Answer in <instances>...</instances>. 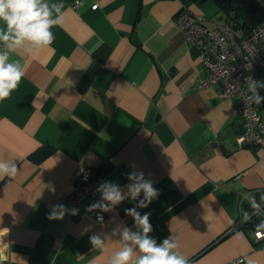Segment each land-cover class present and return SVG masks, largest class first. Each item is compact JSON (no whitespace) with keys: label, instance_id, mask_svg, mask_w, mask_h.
Segmentation results:
<instances>
[{"label":"crops","instance_id":"0c3cea01","mask_svg":"<svg viewBox=\"0 0 264 264\" xmlns=\"http://www.w3.org/2000/svg\"><path fill=\"white\" fill-rule=\"evenodd\" d=\"M44 2L52 19L59 15L54 5L64 14L51 28V45L25 41L9 50L0 42V52L25 72L0 101V162L18 167L14 178L0 177L4 264H111L126 245L134 264L143 253L120 230H139L126 213L136 201L121 202L103 223L86 206L48 218L53 205L71 209L68 198L84 173L124 188L133 171H143L160 191L137 209L151 212L149 235L157 244L173 235V251L189 264H264V241L237 226L251 212L243 194L264 203V141L237 147L244 125L234 99L199 86L207 76L201 49L176 25L185 8L210 26L227 21L215 3ZM93 234L102 247L90 244Z\"/></svg>","mask_w":264,"mask_h":264},{"label":"clouds","instance_id":"9594fccd","mask_svg":"<svg viewBox=\"0 0 264 264\" xmlns=\"http://www.w3.org/2000/svg\"><path fill=\"white\" fill-rule=\"evenodd\" d=\"M53 7L59 13L56 19L51 18L52 11L44 0H0V42L5 43L9 50L22 46L25 41L32 42L38 48L51 45L54 40L51 28L62 24L64 19L61 8L55 5ZM24 76L25 72L19 61L9 62L8 51L0 52V101L11 95ZM259 89H264V79L252 78L248 85V90L252 93L249 101L257 105L264 103V96L259 94ZM17 170L15 161H12L11 165L0 162V177L14 178ZM127 176L130 182L124 188L111 180L100 183L96 191L102 194V198L90 205L88 210L115 211L125 200L136 201L134 207L126 209V213L134 218L135 226L139 230L131 231L127 226L120 230L122 239L138 246V250L143 253L134 264H189L188 259L173 251L178 247L173 235L170 234L162 243L157 244L149 235L153 231L150 223L151 212L141 215L137 210L147 208L153 200L159 198L160 191L154 187V181L146 179L143 171H133ZM141 193L143 198L138 199ZM69 213L76 215L78 209H69L63 204H56L52 206L48 218L63 219ZM97 219L102 220L103 217L98 214ZM257 227L264 228V223ZM89 241L93 247L103 246V239L99 234L91 235ZM132 256V246L126 245L117 253L111 264H128ZM5 259L6 257L0 256V264H4Z\"/></svg>","mask_w":264,"mask_h":264},{"label":"built area","instance_id":"2783aa9c","mask_svg":"<svg viewBox=\"0 0 264 264\" xmlns=\"http://www.w3.org/2000/svg\"><path fill=\"white\" fill-rule=\"evenodd\" d=\"M80 5L81 1H78L74 7ZM97 7L96 4L92 8ZM176 25L190 46L201 49L207 76L199 86H215L221 96L234 99V114L242 117L244 125V132L235 140L237 147L260 146L264 141V119L261 114L264 103L257 105L249 101L252 93L248 85L252 78L264 79V23L250 34L243 35L233 21H218L210 26L204 17L185 8L178 15ZM259 94L264 96V89H259ZM105 180L102 175L84 173L68 198L69 206H86L89 209L90 205L102 198L96 188ZM241 202L250 203V216H264V203L253 201L248 193L242 195ZM93 214L97 223H103L108 217V212L100 209L94 210ZM98 214L103 217L102 220L97 219ZM250 216L239 219L237 226L243 225ZM250 234L254 241H264V228L251 230Z\"/></svg>","mask_w":264,"mask_h":264},{"label":"trees","instance_id":"16d2710c","mask_svg":"<svg viewBox=\"0 0 264 264\" xmlns=\"http://www.w3.org/2000/svg\"><path fill=\"white\" fill-rule=\"evenodd\" d=\"M200 2L204 0H192ZM224 14L225 20L236 23V28L243 34L248 35L257 26L264 23V6L259 0H211ZM255 201V200H254ZM257 202V201H255ZM264 202V201H263ZM262 203V202H260ZM251 208V207H250ZM263 222L261 215L250 216L246 222L239 226L241 229H260L258 222ZM259 244V243H258Z\"/></svg>","mask_w":264,"mask_h":264},{"label":"rangeland","instance_id":"374dc122","mask_svg":"<svg viewBox=\"0 0 264 264\" xmlns=\"http://www.w3.org/2000/svg\"><path fill=\"white\" fill-rule=\"evenodd\" d=\"M216 5V4H215ZM217 6V5H216ZM218 7V6H217Z\"/></svg>","mask_w":264,"mask_h":264}]
</instances>
